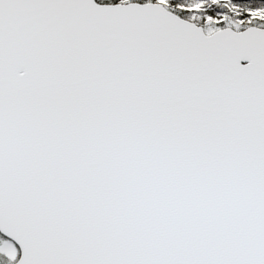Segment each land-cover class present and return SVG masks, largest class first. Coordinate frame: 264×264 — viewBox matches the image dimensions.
I'll return each mask as SVG.
<instances>
[{"label": "snow or ice", "instance_id": "snow-or-ice-1", "mask_svg": "<svg viewBox=\"0 0 264 264\" xmlns=\"http://www.w3.org/2000/svg\"><path fill=\"white\" fill-rule=\"evenodd\" d=\"M0 264H264V0H0Z\"/></svg>", "mask_w": 264, "mask_h": 264}]
</instances>
